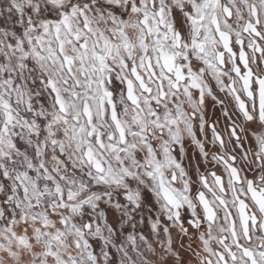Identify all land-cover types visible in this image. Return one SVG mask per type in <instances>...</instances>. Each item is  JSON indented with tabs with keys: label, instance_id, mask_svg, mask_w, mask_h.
Returning a JSON list of instances; mask_svg holds the SVG:
<instances>
[{
	"label": "snow or ice",
	"instance_id": "1",
	"mask_svg": "<svg viewBox=\"0 0 264 264\" xmlns=\"http://www.w3.org/2000/svg\"><path fill=\"white\" fill-rule=\"evenodd\" d=\"M0 264H264V0H0Z\"/></svg>",
	"mask_w": 264,
	"mask_h": 264
}]
</instances>
